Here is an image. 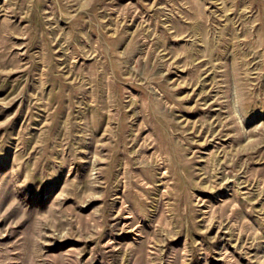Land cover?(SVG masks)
Listing matches in <instances>:
<instances>
[{
  "label": "rangeland",
  "instance_id": "1",
  "mask_svg": "<svg viewBox=\"0 0 264 264\" xmlns=\"http://www.w3.org/2000/svg\"><path fill=\"white\" fill-rule=\"evenodd\" d=\"M0 264H264V0H0Z\"/></svg>",
  "mask_w": 264,
  "mask_h": 264
}]
</instances>
